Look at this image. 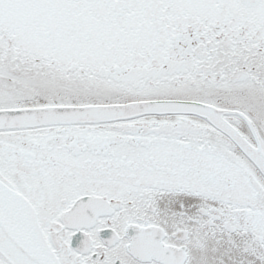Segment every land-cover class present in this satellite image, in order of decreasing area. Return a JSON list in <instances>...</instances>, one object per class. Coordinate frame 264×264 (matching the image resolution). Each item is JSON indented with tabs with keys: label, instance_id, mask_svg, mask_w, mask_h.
<instances>
[{
	"label": "snow or ice",
	"instance_id": "1",
	"mask_svg": "<svg viewBox=\"0 0 264 264\" xmlns=\"http://www.w3.org/2000/svg\"><path fill=\"white\" fill-rule=\"evenodd\" d=\"M0 264H264V0H0Z\"/></svg>",
	"mask_w": 264,
	"mask_h": 264
}]
</instances>
